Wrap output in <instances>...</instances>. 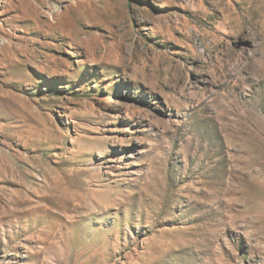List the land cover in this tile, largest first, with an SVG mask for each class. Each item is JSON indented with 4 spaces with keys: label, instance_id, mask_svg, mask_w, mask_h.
I'll list each match as a JSON object with an SVG mask.
<instances>
[{
    "label": "rangeland",
    "instance_id": "obj_1",
    "mask_svg": "<svg viewBox=\"0 0 264 264\" xmlns=\"http://www.w3.org/2000/svg\"><path fill=\"white\" fill-rule=\"evenodd\" d=\"M0 264H264V0H0Z\"/></svg>",
    "mask_w": 264,
    "mask_h": 264
},
{
    "label": "bare ground",
    "instance_id": "obj_2",
    "mask_svg": "<svg viewBox=\"0 0 264 264\" xmlns=\"http://www.w3.org/2000/svg\"><path fill=\"white\" fill-rule=\"evenodd\" d=\"M45 179V178H44Z\"/></svg>",
    "mask_w": 264,
    "mask_h": 264
}]
</instances>
